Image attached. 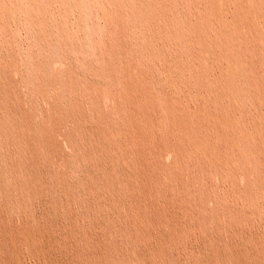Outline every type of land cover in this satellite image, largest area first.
<instances>
[{
    "label": "rangeland",
    "instance_id": "obj_1",
    "mask_svg": "<svg viewBox=\"0 0 264 264\" xmlns=\"http://www.w3.org/2000/svg\"><path fill=\"white\" fill-rule=\"evenodd\" d=\"M0 3V264H136L138 252L152 256L150 264H264V196L254 188L264 186V167L258 162L245 160L225 182L203 159L184 161L178 184L163 174L168 187L161 189L168 190L157 195L156 186V196L147 195L154 211L147 230L133 226L129 206L142 199L124 187L127 166L118 142L100 135L114 133L128 114L124 84L141 100L175 95L183 101V91H166L164 68L172 58L191 59V51L161 40L163 22L152 0ZM165 3L182 20L195 19L200 9L182 0ZM255 101V111L251 104L237 109L248 127L264 112L263 101ZM155 131L166 143L168 129ZM170 153L148 161L170 167ZM153 166L144 174L158 173ZM163 210L166 224L158 219ZM30 234L39 249L34 256L18 248Z\"/></svg>",
    "mask_w": 264,
    "mask_h": 264
},
{
    "label": "bare ground",
    "instance_id": "obj_2",
    "mask_svg": "<svg viewBox=\"0 0 264 264\" xmlns=\"http://www.w3.org/2000/svg\"><path fill=\"white\" fill-rule=\"evenodd\" d=\"M102 1L106 2L107 6L116 3V0ZM152 1L160 9L157 15L163 22L158 33L161 40L167 44L175 45L178 50L186 49L191 51L190 55L185 51L189 58H191L186 63L180 62V59L174 61L173 58L169 62H165L164 72H166V76H162L166 91V87L179 91L180 94L183 91L186 98L180 101V98L177 97V99L175 95H168L166 97H150V101L147 99L141 100L130 92L131 90L127 84L123 83L125 92L123 109L128 114H123L125 116H122V118L124 117L123 122L116 118L121 124L116 127L114 126V133L105 132L100 135L104 136L109 144L113 143V141L118 142V148L122 151V159H124L127 166V173L124 174V176L126 175L124 177V187L132 191H138L142 199L129 206L130 214L135 220L133 226L137 230L140 227H144L147 230L150 224V217L154 214H152L154 211H151L149 204L146 202L149 198L147 195L154 194L156 186L160 187L157 189V195L163 194L168 190L165 189L166 187L163 190L161 189L163 184L167 186V184L161 181L163 174L167 177L168 181L178 184L182 176L181 172L184 169L183 162L186 160L203 159L207 166L205 169L216 173L225 182L233 179L234 173L238 169L243 168L245 160L258 162L261 168L264 167V157H262L264 156V112L259 110L261 113L258 112V116L255 113L257 117L253 116L255 119H253L254 121L252 120V127L247 126L245 119L242 118V114H237V109L241 107L242 110L243 105L247 106V104H251V106H254L253 110L255 107L259 108V103L257 106L255 105L257 104L255 103L256 99L264 103V0H247L249 2L248 9H245L248 2L246 6H243L245 3L243 2L244 4L242 5L240 3L241 0H182L184 3H193L198 8L200 7L198 14L196 12L195 19H193L192 15L191 18L189 17V19L194 21L187 20L186 18V20H182L184 16L180 18L179 12H176V10V13H171V10L169 11L167 6H165L166 0ZM18 5L20 4L18 3ZM138 7L141 8L142 6ZM71 11L73 12V10ZM154 15L156 17V14ZM246 64L250 67L246 66ZM124 68L126 69V67ZM117 71L118 68L116 73ZM121 76L123 74L120 75V78H122ZM157 107L160 109V112L155 110ZM246 108L249 107L247 106ZM248 112L250 114V110ZM119 116L121 117V115ZM251 117H249V120H251ZM111 118L113 119L114 117ZM118 121L115 122L114 120L113 122L118 123ZM156 127L168 129L169 135H167L166 143L156 136ZM157 132L159 131L157 130ZM103 148L107 149L108 144L104 145ZM167 150L171 152L172 156V165L170 167H165L163 161V166L161 164L153 166L149 163L148 159L151 161L152 158H158L163 153L165 154ZM109 160L111 159L109 158ZM107 166L109 168L112 165ZM152 166L154 168L153 171L157 170L158 173L144 174L143 169H149ZM244 176L247 177L245 171ZM109 188L111 191L118 190L114 184H110ZM254 188L259 196H264V186L262 184ZM254 188L252 186L249 187V192ZM134 200L137 201L138 199ZM161 209H164V207ZM168 217L169 213L166 210L159 212L158 219L161 224H166L169 220ZM136 232L139 233L138 231ZM168 233V242H171L175 237L170 231ZM30 236H25L19 242L18 248L34 256L38 254V247L36 248L37 244L35 243V239H33L34 237ZM36 258L39 257L37 256ZM135 258L136 264H150L152 256L150 258L138 252L135 253ZM162 262V260L156 259L157 264H161ZM193 264L198 263L194 262Z\"/></svg>",
    "mask_w": 264,
    "mask_h": 264
}]
</instances>
